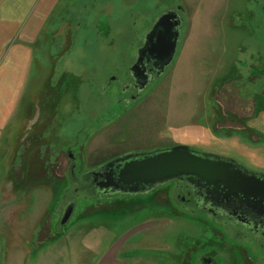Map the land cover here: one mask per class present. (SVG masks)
<instances>
[{
	"label": "rangeland",
	"instance_id": "374dc122",
	"mask_svg": "<svg viewBox=\"0 0 264 264\" xmlns=\"http://www.w3.org/2000/svg\"><path fill=\"white\" fill-rule=\"evenodd\" d=\"M248 1L63 0L34 41V63L26 77L21 101L25 109L48 75L46 62L55 59L57 67L77 75L72 93L63 96L64 110L58 109L63 111L62 126L25 117L17 130L10 134L3 130L8 142L7 147H0V171L3 162L13 155L17 164L13 168L18 169L24 138L39 130L44 131V136L51 135L54 129L66 131L70 140L76 136L82 143L86 134L102 126L87 144L88 166L127 153H147L174 145H185L196 152H225L205 135L210 125V86L217 77L229 76L232 71L245 74L249 56L255 58L256 53L264 50L256 41V29L254 35L250 34L249 29L254 27L246 14ZM174 5L181 7L182 22L176 54L163 75L146 88L128 113L123 110L125 105L115 103L109 92L105 96L97 92L114 69L120 76L126 73L153 21ZM52 32L54 38L50 36ZM65 44L66 49L60 53V46ZM57 67L54 77L60 72ZM66 80L69 82L71 77ZM111 121L114 123L107 125ZM55 146L51 143L49 153ZM64 147H57V174L65 168L66 157L59 150ZM38 162L32 161L30 165L36 166L35 172L39 173ZM36 176L42 181L48 177L46 173ZM62 185L53 191L50 203L53 238L33 239L26 245L30 253L23 264H96L113 246L118 247L117 260L121 264H200V245L206 243L207 248L215 240L207 226L189 214L179 212L174 216L169 207L151 194L124 199L115 194L97 197L87 190L76 193L73 188L68 189L66 194L70 197L66 201L72 200L75 205L69 219L61 223ZM20 187L27 192L30 183L22 181ZM3 259L0 256V264Z\"/></svg>",
	"mask_w": 264,
	"mask_h": 264
},
{
	"label": "flooded vegetation",
	"instance_id": "af4514ba",
	"mask_svg": "<svg viewBox=\"0 0 264 264\" xmlns=\"http://www.w3.org/2000/svg\"><path fill=\"white\" fill-rule=\"evenodd\" d=\"M170 7L158 16L168 10H174L178 15L181 12L180 6ZM247 7V17L254 27L249 29L251 31L249 32L254 35L253 30L256 29V41L264 48V0H250L247 2ZM54 32L50 35L52 38L55 36ZM145 35L132 55L126 73L120 76L114 69L115 71L113 70L97 92L102 96L109 92L115 103L125 105L123 110L128 113L146 88L163 75L156 77L153 61L146 59L142 60L139 68L151 78L143 88H140L139 80L131 73L130 67L137 62V52L144 44ZM60 47L61 53L66 49V44ZM54 61L55 59L46 62L45 70L48 75L43 80L40 90L35 91L29 99L26 109L29 118L33 117V122L42 124L46 122L48 125L53 123L61 127L63 111L60 112L58 109L61 108L63 101H66L63 96L72 93L77 75L64 67H57ZM56 67L60 72L54 77ZM244 70L245 74L231 70L229 76L217 77L210 86L211 103L208 116L210 125L206 128L205 135L209 141L218 143L225 152L195 151L213 160L232 163L233 168L241 171L226 172L223 174L225 180L210 182L199 178L174 179L141 193L153 195L160 203L169 207L172 214H189L198 223L209 228L215 240L207 243V248H205L206 243L200 245L203 248L197 257L200 264H264V50L256 53L255 58L251 54L249 62L244 65ZM67 76L71 77L69 82L66 80ZM222 92L223 96H221ZM77 99L78 97L74 98L75 102ZM112 123L114 121L107 125ZM101 128L102 126H98L86 134L82 140L83 144L76 136L70 140L71 136H68L66 131L60 132L54 129L55 132L52 131L48 136H44V131L41 130L33 133L31 131L30 135L24 138L26 142L19 155L18 169L13 168V164L17 165L13 155L9 160L6 175L11 180H18L17 186L21 185L22 181L30 183L36 178V183L43 185L46 180L42 181L43 179L36 176L43 173L53 176L51 177L54 179L55 190H59L65 183L59 195L60 198L62 197L59 204L60 210L63 207L62 216L71 203L75 205L72 200L66 201V197H70L66 194L68 189L71 191L73 188L76 193L79 190H87L97 197L115 194L128 199L135 194L111 192L109 188L102 187L105 175H111L105 170L102 171L103 164L119 156L96 165H86L87 144ZM18 136L20 139L19 133ZM50 142L56 145L51 153H49ZM63 145L65 147L59 150L64 151L66 164L62 173L57 174L56 164L60 157L57 147ZM16 157H18L17 151ZM32 161L40 163L39 173L35 172L38 171L34 169L37 168L36 166L31 167ZM47 169H51V173ZM57 175L62 176L57 177Z\"/></svg>",
	"mask_w": 264,
	"mask_h": 264
},
{
	"label": "crops",
	"instance_id": "0c3cea01",
	"mask_svg": "<svg viewBox=\"0 0 264 264\" xmlns=\"http://www.w3.org/2000/svg\"><path fill=\"white\" fill-rule=\"evenodd\" d=\"M62 1L0 0V147L8 142L2 131L10 134L30 117L21 101L34 63V41ZM8 163L7 158L0 171V256L2 264H23L30 253L26 245L53 238L50 203L55 183L49 175L43 185L36 178L25 192L16 185L18 180L6 175ZM117 251L113 246L96 264H121Z\"/></svg>",
	"mask_w": 264,
	"mask_h": 264
},
{
	"label": "water",
	"instance_id": "95a60500",
	"mask_svg": "<svg viewBox=\"0 0 264 264\" xmlns=\"http://www.w3.org/2000/svg\"><path fill=\"white\" fill-rule=\"evenodd\" d=\"M181 25L178 13L168 10L157 17L145 35L144 44L137 52V62L130 67L132 75L140 82V88L151 78L140 70V63L143 59L153 61L155 76L160 77L176 54ZM104 170L111 175H103L102 187L109 188L111 192L130 194L147 192L174 179L199 178L210 182L225 180L223 174L226 172L241 171L233 168L232 163L210 159L185 145H174L147 153H127L103 164L102 171ZM73 207L74 204L71 203L65 209L61 223L69 219Z\"/></svg>",
	"mask_w": 264,
	"mask_h": 264
}]
</instances>
